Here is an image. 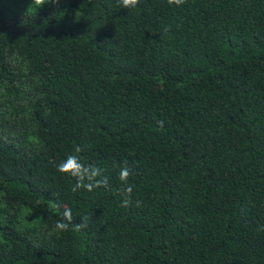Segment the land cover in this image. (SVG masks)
I'll use <instances>...</instances> for the list:
<instances>
[{"label": "trees", "instance_id": "1", "mask_svg": "<svg viewBox=\"0 0 264 264\" xmlns=\"http://www.w3.org/2000/svg\"><path fill=\"white\" fill-rule=\"evenodd\" d=\"M31 3L0 0V264H264V0Z\"/></svg>", "mask_w": 264, "mask_h": 264}, {"label": "clouds", "instance_id": "2", "mask_svg": "<svg viewBox=\"0 0 264 264\" xmlns=\"http://www.w3.org/2000/svg\"><path fill=\"white\" fill-rule=\"evenodd\" d=\"M169 5L175 4L177 6L185 3V0H167ZM119 5H122L124 9H133L139 4V0H117ZM45 4H53L57 7L60 6L61 0H32L29 8L37 7L42 8ZM169 28H165V31H169ZM161 128H163V122H159ZM75 153H80L82 149L76 146ZM57 170L60 173L70 175L76 179V184L73 187V191L78 189H85L89 192L95 188L109 187V181L106 176L102 174V170L94 165H85L81 162L79 155H68L66 159L62 160L57 165ZM130 176V169L127 165L120 169L119 180L122 182L117 189V195L121 196V207H129L132 204L133 188L127 183ZM62 219L58 220L54 224V230L57 232L68 231L70 226L75 231H81L88 227L87 217H82L81 223L73 224V214L70 208H65L60 214Z\"/></svg>", "mask_w": 264, "mask_h": 264}]
</instances>
